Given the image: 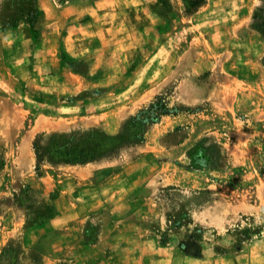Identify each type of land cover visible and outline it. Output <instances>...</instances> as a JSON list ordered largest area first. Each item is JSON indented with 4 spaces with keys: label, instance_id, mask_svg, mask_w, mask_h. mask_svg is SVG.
<instances>
[{
    "label": "rangeland",
    "instance_id": "obj_1",
    "mask_svg": "<svg viewBox=\"0 0 264 264\" xmlns=\"http://www.w3.org/2000/svg\"><path fill=\"white\" fill-rule=\"evenodd\" d=\"M0 264H264V0H0Z\"/></svg>",
    "mask_w": 264,
    "mask_h": 264
},
{
    "label": "trees",
    "instance_id": "obj_2",
    "mask_svg": "<svg viewBox=\"0 0 264 264\" xmlns=\"http://www.w3.org/2000/svg\"><path fill=\"white\" fill-rule=\"evenodd\" d=\"M183 2L185 3V6L189 11H194L197 8H199L205 2V0H183ZM158 110H159L158 105L153 104L150 107L149 112L153 111L154 113H157V112H159ZM143 114L144 113H141V115H143Z\"/></svg>",
    "mask_w": 264,
    "mask_h": 264
}]
</instances>
